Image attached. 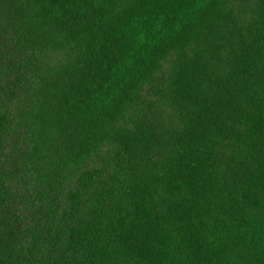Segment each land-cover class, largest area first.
I'll use <instances>...</instances> for the list:
<instances>
[{"label": "trees", "instance_id": "trees-1", "mask_svg": "<svg viewBox=\"0 0 264 264\" xmlns=\"http://www.w3.org/2000/svg\"><path fill=\"white\" fill-rule=\"evenodd\" d=\"M0 264H264V0H0Z\"/></svg>", "mask_w": 264, "mask_h": 264}]
</instances>
